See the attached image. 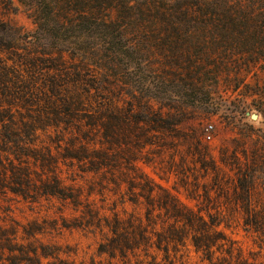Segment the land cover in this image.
Masks as SVG:
<instances>
[{
	"label": "trees",
	"instance_id": "obj_1",
	"mask_svg": "<svg viewBox=\"0 0 264 264\" xmlns=\"http://www.w3.org/2000/svg\"><path fill=\"white\" fill-rule=\"evenodd\" d=\"M18 1L34 29L0 13V198L57 199L62 227L100 232L97 254L107 261L78 264H264L224 230L240 219L264 246L257 169L223 156L234 169L230 191L225 170L186 124L220 88L234 93L242 70L260 67L264 0ZM0 5L17 10L12 0ZM258 79L243 84L249 95ZM140 162L181 174L195 204L154 182ZM79 178L88 193L97 189L101 205ZM64 206L74 214L65 216ZM51 225L47 218L0 224V264H77L35 237ZM187 242L199 262L182 258Z\"/></svg>",
	"mask_w": 264,
	"mask_h": 264
},
{
	"label": "rangeland",
	"instance_id": "obj_2",
	"mask_svg": "<svg viewBox=\"0 0 264 264\" xmlns=\"http://www.w3.org/2000/svg\"><path fill=\"white\" fill-rule=\"evenodd\" d=\"M13 5L17 7L16 11L1 8L0 13L4 20H11L18 26L22 27L25 32H30L34 29L33 18L27 12L24 5L18 0H12ZM195 41L197 40V34L191 35ZM168 41L174 40V36L171 34L166 35ZM186 40V38H185ZM194 50L197 49V44L193 43ZM179 46H185L183 43H179ZM237 58V56L235 57ZM246 60H243L244 63ZM259 68H253L252 70H242L239 73L241 77V84L233 91L234 93L227 92L220 88L218 94H213V99L206 105L202 104L197 107L199 109L198 114L200 118L187 122L200 141L206 144L210 149V155L215 159L216 163L225 170L227 176L230 178L228 187L232 191L234 182V169L229 165H224L221 162V158L224 156H234L239 159L240 164H251L257 169L259 176L258 184L256 185L254 198H259L258 206L264 205V113L259 110L258 104H262L264 108V43H263V55L258 60ZM258 79V90L253 91L251 95L247 93V88L243 84L248 83L254 86L255 81ZM173 78V76H172ZM188 75L184 69L181 70L179 79L181 82H186ZM188 94V90L186 91ZM197 96V95H196ZM197 98V97H196ZM199 99V98H198ZM197 102V101H196ZM205 107V108H203ZM209 108L211 111L206 112L204 109ZM248 112V114H246ZM251 113L257 114V119L253 120L250 117ZM197 114V115H198ZM211 125L210 138H206L208 130L206 128ZM187 128V129H188ZM187 145L183 147V150ZM167 161L170 160L168 155L165 156ZM175 160L179 161L178 157ZM255 162V163H253ZM139 165L143 171L151 177L154 182L167 188L173 195H175L181 202L194 205L195 201L189 199L186 196L185 182L181 180V174L167 170L168 165L165 164L164 168L159 165L146 164L140 162ZM163 166V165H162ZM65 170V166H63ZM175 169V168H174ZM63 176L67 174L63 173ZM91 177V176H89ZM209 181L210 178L205 177L200 182ZM79 183L83 184L84 194H90L88 198L93 199L97 205H101L102 197L97 193V189H94L92 193H88L89 186L83 179H78ZM66 183H70V179L65 180ZM188 184L192 186V177H188ZM215 192H213V195ZM108 199L105 205V212L111 214L113 206L111 205V198ZM262 202V203H261ZM261 204V205H260ZM111 205V207H110ZM0 224H9L16 222L22 225L29 220L38 219L41 221L44 218L55 220L56 227L51 225V228L43 234H37L35 237L45 243L56 244L60 247L61 257L74 261L75 263H89L90 260L106 262L107 257L105 255L97 254V244L100 240V232H90V230L83 228H65L61 226V220L59 219V208L61 203L57 199L42 200L39 204H32L22 200L20 197L13 194H7L5 198H0ZM124 208L130 211L133 207L130 204H125ZM63 214L70 217L74 214L73 209L70 206H64L62 209ZM116 210L121 211V206L118 205ZM56 219L58 221H56ZM52 224V223H51ZM225 232L244 250V253L248 255L249 252H258L257 261L264 263V246L262 248L257 246V241L254 239V235L250 232L243 230L241 221L232 222L231 226L224 228ZM186 263L199 262V255L193 250L191 245L186 244L183 249V257ZM134 260V259H133ZM251 260V259H250ZM144 262L147 259L143 260ZM138 264V262L136 263Z\"/></svg>",
	"mask_w": 264,
	"mask_h": 264
},
{
	"label": "built area",
	"instance_id": "obj_3",
	"mask_svg": "<svg viewBox=\"0 0 264 264\" xmlns=\"http://www.w3.org/2000/svg\"><path fill=\"white\" fill-rule=\"evenodd\" d=\"M212 129V126L211 125H209L207 128H206V130H208V133H207V135H206V138H210V130Z\"/></svg>",
	"mask_w": 264,
	"mask_h": 264
},
{
	"label": "water",
	"instance_id": "obj_4",
	"mask_svg": "<svg viewBox=\"0 0 264 264\" xmlns=\"http://www.w3.org/2000/svg\"><path fill=\"white\" fill-rule=\"evenodd\" d=\"M246 114H248V112H246ZM250 117H251L253 120H256V119H257V114H256V113H251V114H250Z\"/></svg>",
	"mask_w": 264,
	"mask_h": 264
}]
</instances>
